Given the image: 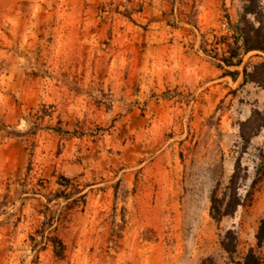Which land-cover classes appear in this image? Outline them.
<instances>
[{"label":"rangeland","instance_id":"rangeland-1","mask_svg":"<svg viewBox=\"0 0 264 264\" xmlns=\"http://www.w3.org/2000/svg\"><path fill=\"white\" fill-rule=\"evenodd\" d=\"M241 6L0 0V264H264V129L239 138L264 83L217 61ZM237 160L243 206L215 223Z\"/></svg>","mask_w":264,"mask_h":264},{"label":"trees","instance_id":"trees-1","mask_svg":"<svg viewBox=\"0 0 264 264\" xmlns=\"http://www.w3.org/2000/svg\"><path fill=\"white\" fill-rule=\"evenodd\" d=\"M242 6L237 16L236 23L231 26L232 35L222 39L225 46L223 55L217 59L224 69L237 68L241 65L242 59L249 53L255 52L264 54V11L259 0H240ZM233 81L238 76L237 72L226 71ZM242 85L253 83L260 86L264 83V63L256 65L251 72L244 68L242 71ZM264 129V107L261 112L254 111L251 116L240 124L239 138L242 147H246L250 140L257 136L258 132ZM242 170L239 160L235 162L233 173L223 188L221 196H218V188H214L210 199L209 217L215 223L222 219L232 217L237 209L243 206L244 201L238 194ZM63 182H66V180ZM256 248L259 249L264 243V221H260L255 234ZM235 236L231 232L225 235L222 247L226 252H231ZM229 244V245H228ZM231 246V248H229ZM242 264H262L261 258L250 249L243 259Z\"/></svg>","mask_w":264,"mask_h":264},{"label":"crops","instance_id":"crops-1","mask_svg":"<svg viewBox=\"0 0 264 264\" xmlns=\"http://www.w3.org/2000/svg\"><path fill=\"white\" fill-rule=\"evenodd\" d=\"M31 2H37V0H31ZM42 2V1H41ZM63 2L60 4V6H61V8H63ZM72 5H73V3H71ZM93 22V21H92ZM89 26V25H91V22H90V20H87V23H86V26ZM222 52H224V50L222 51ZM249 55V54H248ZM246 56V57H244L243 58V60H242V63H241V66L240 67H238V68H234V70H236V72H238L239 73V75H238V78L237 79H239L240 77H241V73H242V70H243V68L244 67H248V69H249V67H250V65H254L255 63H254V60L255 59H251V57L250 56ZM196 58V57H195ZM197 60H198V58H196ZM246 60H248V62H252V63H248V62H246ZM200 62V61H199ZM201 63V62H200ZM179 65H182L181 64V61H175L174 62V66L173 67H176V68H178L179 67Z\"/></svg>","mask_w":264,"mask_h":264}]
</instances>
